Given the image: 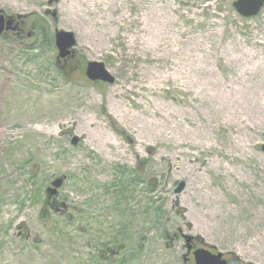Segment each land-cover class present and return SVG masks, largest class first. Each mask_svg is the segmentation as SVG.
Listing matches in <instances>:
<instances>
[{"label": "rangeland", "instance_id": "obj_1", "mask_svg": "<svg viewBox=\"0 0 264 264\" xmlns=\"http://www.w3.org/2000/svg\"><path fill=\"white\" fill-rule=\"evenodd\" d=\"M235 1L0 0V264H186L182 233L264 264V7Z\"/></svg>", "mask_w": 264, "mask_h": 264}, {"label": "water", "instance_id": "obj_2", "mask_svg": "<svg viewBox=\"0 0 264 264\" xmlns=\"http://www.w3.org/2000/svg\"><path fill=\"white\" fill-rule=\"evenodd\" d=\"M264 6V0H236L234 2V7L238 11V13L245 18H252L257 16L262 7ZM8 25L11 24V21L7 22ZM6 24L3 15H0V33L5 31ZM55 43L58 47L59 54L58 59L64 58L70 53H76V45H77V38L73 31H66V30H59L57 29L55 32ZM86 75L89 79L93 81H104L108 83H114L115 77L113 74L108 70L105 63L102 61H89L87 65ZM79 141L78 137H75L72 140L73 144H77ZM262 150L264 151V144L262 145ZM65 177H58L56 178L50 186L46 189L47 200L45 204H47L48 199L51 198L52 195H57L59 188L63 185ZM186 187L185 181H180L178 186L175 189L177 194L181 193ZM187 241V248L188 251L192 249L190 245V241L194 238L193 235H185ZM199 238V237H197ZM124 245H120L117 250L119 251L123 248ZM213 249H217L216 246H211ZM112 249V248H111ZM115 252V250H114ZM224 253L219 251L218 253L214 254L209 250L204 248L198 249L195 251V259L196 264H227V261L223 259ZM185 260L186 255H184Z\"/></svg>", "mask_w": 264, "mask_h": 264}, {"label": "bare ground", "instance_id": "obj_3", "mask_svg": "<svg viewBox=\"0 0 264 264\" xmlns=\"http://www.w3.org/2000/svg\"><path fill=\"white\" fill-rule=\"evenodd\" d=\"M129 0H115L116 4L120 6H123L124 4H126ZM139 2H141L142 0H137ZM101 0H92V3L91 5H94V6H97L98 4H100ZM160 8H164L167 7V11L169 13V15L166 17V21L165 23L170 25V28L171 29H176L177 27V20L175 18V15H173V13L176 11L175 8L173 7V5H168V6H161L159 5ZM89 15H95L96 18H99L100 17V13L97 12L92 6H91V9H90V12H89ZM104 17V15H103ZM120 19H121V16H120ZM113 30L114 31H118V28L117 27H113ZM126 37H128L129 39H131V36H127L126 34ZM156 39L158 41L162 40L165 36L162 34V33H157L155 35ZM148 39H151V38H144V42H146ZM260 65V64H259ZM176 72L173 73V76H174V80L176 81V83H181V77L180 75L178 74H175ZM162 79L163 80H166V78H164V76H162ZM159 82H161V79H159ZM224 91L227 92H230V93H233L235 91V87L234 86H227L224 88ZM119 109H121V112L123 115H129V111L125 110L124 108L122 107H119ZM103 143L104 144H108V143H113L114 146L117 145V143L113 140V139H105L103 140Z\"/></svg>", "mask_w": 264, "mask_h": 264}, {"label": "flooded vegetation", "instance_id": "obj_4", "mask_svg": "<svg viewBox=\"0 0 264 264\" xmlns=\"http://www.w3.org/2000/svg\"><path fill=\"white\" fill-rule=\"evenodd\" d=\"M8 29H11L13 27H11V25H8ZM24 31V30H23ZM77 58V60H76ZM58 65L60 66V68L62 70H66L67 68H70V73L73 72L75 70V68H77V64L79 62V58H78V54H73L70 53L69 55H67L65 58L59 59L58 61ZM86 72V70H85ZM179 234H176L175 237L177 238ZM183 233H182V235ZM185 238V237H184ZM190 245L192 246V249L190 250V252L188 250H186V262L188 264H196V259H195V251L198 249H206L211 251L212 253L216 254L218 253L217 249H213L210 245H208L207 242H204V240H202L200 237L199 238H194L190 241ZM232 254L229 252H224L223 255V259H225L227 261V264H231L232 261ZM186 263V264H187Z\"/></svg>", "mask_w": 264, "mask_h": 264}]
</instances>
